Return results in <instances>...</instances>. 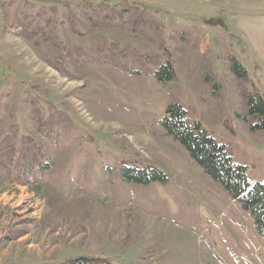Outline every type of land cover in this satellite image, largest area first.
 <instances>
[{"label":"rangeland","instance_id":"374dc122","mask_svg":"<svg viewBox=\"0 0 264 264\" xmlns=\"http://www.w3.org/2000/svg\"><path fill=\"white\" fill-rule=\"evenodd\" d=\"M1 4L0 264H264L251 213L163 126L182 105L264 181V0Z\"/></svg>","mask_w":264,"mask_h":264},{"label":"trees","instance_id":"16d2710c","mask_svg":"<svg viewBox=\"0 0 264 264\" xmlns=\"http://www.w3.org/2000/svg\"><path fill=\"white\" fill-rule=\"evenodd\" d=\"M165 68V67H164ZM169 77H173L170 68ZM250 112L259 116L260 124L254 130H264V101L258 97L250 98ZM163 126L167 133L179 141L189 152L191 158L212 180L219 183L254 219L258 234L264 239V181L252 184L247 177V168L234 162L227 147L218 143L201 123L192 121L180 104H172L166 111ZM130 182L148 184L152 181L165 183L167 175L159 169L146 173H135L124 169L122 175ZM62 264H109L103 258H78Z\"/></svg>","mask_w":264,"mask_h":264},{"label":"crops","instance_id":"0c3cea01","mask_svg":"<svg viewBox=\"0 0 264 264\" xmlns=\"http://www.w3.org/2000/svg\"><path fill=\"white\" fill-rule=\"evenodd\" d=\"M73 1V0H72ZM76 2H79V1H87V2H91V3H99L101 2L102 0H74ZM0 9H2V4H1V0H0ZM17 16H19V14H17Z\"/></svg>","mask_w":264,"mask_h":264}]
</instances>
